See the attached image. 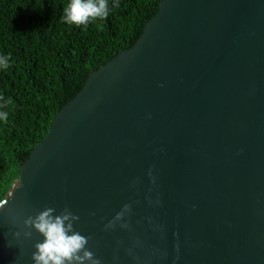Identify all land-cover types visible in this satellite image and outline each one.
Wrapping results in <instances>:
<instances>
[{
	"label": "water",
	"instance_id": "obj_1",
	"mask_svg": "<svg viewBox=\"0 0 264 264\" xmlns=\"http://www.w3.org/2000/svg\"><path fill=\"white\" fill-rule=\"evenodd\" d=\"M19 170L0 264H33L46 208L101 264H264V0H160Z\"/></svg>",
	"mask_w": 264,
	"mask_h": 264
},
{
	"label": "trees",
	"instance_id": "obj_2",
	"mask_svg": "<svg viewBox=\"0 0 264 264\" xmlns=\"http://www.w3.org/2000/svg\"><path fill=\"white\" fill-rule=\"evenodd\" d=\"M109 14L85 25L62 20L68 0H0V199L90 73L132 47L160 0H107ZM116 4L113 7V4Z\"/></svg>",
	"mask_w": 264,
	"mask_h": 264
},
{
	"label": "clouds",
	"instance_id": "obj_3",
	"mask_svg": "<svg viewBox=\"0 0 264 264\" xmlns=\"http://www.w3.org/2000/svg\"><path fill=\"white\" fill-rule=\"evenodd\" d=\"M115 6L114 3L113 7ZM108 14L107 0H68L63 9L62 20L68 25L86 26L93 20L106 18ZM8 66L9 58L0 56V70L7 69ZM7 118L8 112L0 111V121H6ZM128 207L125 205V208ZM53 212L54 209L46 208L26 221L43 237L35 244V251L32 253L33 264H101L86 248L88 238L72 230L71 221L79 217L67 210L62 215H53ZM111 226L112 222L106 225Z\"/></svg>",
	"mask_w": 264,
	"mask_h": 264
},
{
	"label": "built area",
	"instance_id": "obj_4",
	"mask_svg": "<svg viewBox=\"0 0 264 264\" xmlns=\"http://www.w3.org/2000/svg\"><path fill=\"white\" fill-rule=\"evenodd\" d=\"M18 185V181H16L11 188L4 194V196L0 199V209L5 206L8 201L10 200V198L13 195L14 189L15 187Z\"/></svg>",
	"mask_w": 264,
	"mask_h": 264
},
{
	"label": "rangeland",
	"instance_id": "obj_5",
	"mask_svg": "<svg viewBox=\"0 0 264 264\" xmlns=\"http://www.w3.org/2000/svg\"><path fill=\"white\" fill-rule=\"evenodd\" d=\"M16 182V181H15Z\"/></svg>",
	"mask_w": 264,
	"mask_h": 264
}]
</instances>
